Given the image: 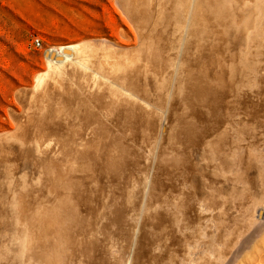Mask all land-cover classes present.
Here are the masks:
<instances>
[{"label": "bare ground", "instance_id": "1", "mask_svg": "<svg viewBox=\"0 0 264 264\" xmlns=\"http://www.w3.org/2000/svg\"><path fill=\"white\" fill-rule=\"evenodd\" d=\"M224 1L120 0L140 54L110 57L105 39L99 54L48 50L49 71L18 100L29 117L0 134V264H212L255 229L264 0ZM62 85L72 103L56 100ZM102 97L110 111L86 115ZM79 103V116L54 114Z\"/></svg>", "mask_w": 264, "mask_h": 264}, {"label": "rangeland", "instance_id": "2", "mask_svg": "<svg viewBox=\"0 0 264 264\" xmlns=\"http://www.w3.org/2000/svg\"><path fill=\"white\" fill-rule=\"evenodd\" d=\"M230 1L225 0L222 7H226ZM262 6L264 7V3H261L259 7L255 4V9H258L256 17L259 18L256 22L264 21ZM122 8L124 9L120 0H0V134L14 137L18 130L16 118L29 117V112L18 100L21 98L20 96L26 97L28 92L37 86L38 78L42 73L49 71L48 50L64 45L83 44L92 47L99 54L104 48L103 46L99 48L100 41L104 39L108 41L106 45H112L108 47L109 50L113 51L114 49L115 51H113L114 53L110 52V57L119 58L120 54L116 49H119L120 46H122L121 48L140 49L136 35L137 30L129 21L130 18L125 14V9ZM260 22L256 25H259ZM35 39L41 41L40 47L35 46ZM138 50L136 51L140 54L142 51ZM151 62H153L151 63L153 66L159 63L157 59ZM157 66H160V63ZM110 73L108 72L107 76H111ZM65 87L66 85H62L59 88L60 93H57L60 95L63 91L66 96L65 94H63L64 96L57 95L56 100H59L60 97H65L62 99H68L67 101L71 99L72 96L68 94ZM23 91H26L25 94ZM18 92H23V95ZM54 96H50L44 102L45 107H49L48 109L44 107L42 115H52L53 110L50 109L52 108L50 106L56 105ZM102 98L98 104L92 102L94 106L91 104V100H85L87 102H84L90 105L84 106L86 108L84 110L89 109L85 114L96 115L109 112L112 99L110 100L111 97ZM72 100L69 102L72 103ZM49 101L53 104H50ZM79 104L80 106H78ZM79 104L76 105V108L73 106L63 111L54 112V114H61L58 115L59 118L60 116L64 118V115L67 118L79 116L81 111L83 112V106L81 103ZM18 158L19 156H15L13 160L16 161ZM43 171L52 174L51 169L46 168ZM47 178H52V176ZM263 212L264 210L260 211L259 215L257 214L255 229L253 226L246 235L251 234L248 237L244 235L231 250H226L220 257L222 259L216 260L218 264H264ZM225 254H229L228 258ZM224 257L227 259L225 260ZM217 262L211 263L217 264Z\"/></svg>", "mask_w": 264, "mask_h": 264}, {"label": "built area", "instance_id": "3", "mask_svg": "<svg viewBox=\"0 0 264 264\" xmlns=\"http://www.w3.org/2000/svg\"><path fill=\"white\" fill-rule=\"evenodd\" d=\"M34 44L36 47H40L41 46V41L39 39H35L34 40Z\"/></svg>", "mask_w": 264, "mask_h": 264}]
</instances>
